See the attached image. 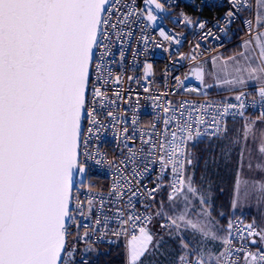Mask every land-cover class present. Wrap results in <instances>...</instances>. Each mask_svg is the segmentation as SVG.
<instances>
[{"label": "snow or ice", "instance_id": "snow-or-ice-1", "mask_svg": "<svg viewBox=\"0 0 264 264\" xmlns=\"http://www.w3.org/2000/svg\"><path fill=\"white\" fill-rule=\"evenodd\" d=\"M255 2L256 15L240 21L252 39L239 45V59L217 55L211 61L223 74L222 80L216 76L217 87L236 88L255 81L258 102L264 108V31H260L264 28V0ZM230 3L232 9L226 13L229 23L238 19L237 12L252 11L249 0ZM165 8L162 0H139V4L138 0H0V264H89L83 254L78 257V246L98 243L109 233L116 239L131 233L127 264H143L163 240H156L159 233L153 232L156 220L162 221L159 229L174 230L173 238H180L182 251L174 264H264V225L253 220L243 229L236 226L237 235L233 236L234 226L229 222L227 235L222 237L211 221L210 190H201L195 183L192 149L204 136L226 135L224 118L231 113L233 118L244 120V139L247 141L251 134L254 141L258 140L260 159L255 171L259 179L253 182L252 191L264 200V127L259 128L257 137L258 122L264 125V111L256 121L248 120L244 92L234 96L235 103L229 100L221 102L222 109L216 106L211 132L201 114L213 106L210 102L197 106L184 101L176 106L154 96L155 107L164 113L157 117L163 122L162 130L157 131L160 125L154 122L146 139L141 133V153L145 156L142 172L133 167L132 179L128 178V163L136 164V153L131 149V155L120 162L124 188L119 182L114 184L107 202L122 206L109 216L103 213L105 197H89L85 204L74 195L93 187L88 182L89 161L97 165L106 162L98 149L89 150V142L97 127H103L97 118V105L103 109L112 103L106 86L120 82L119 77L111 80L110 71L102 75L110 41L115 38L122 43L125 29L138 21L144 28L154 25L155 12ZM184 20L186 25L192 23L186 15ZM199 28L204 29L205 24L200 22ZM127 34L131 36L132 32ZM159 35L165 41L180 43L163 29ZM204 35L207 38L213 33ZM196 48H200L199 43ZM190 58L195 61L197 54L191 53ZM151 67L145 65V77L151 74ZM192 74L203 86V70L197 68ZM176 81L185 91H197L184 87L180 77ZM143 90L150 92L148 87ZM108 116L113 117V113L109 111ZM85 118L92 125L88 136L82 131ZM221 120L223 128L219 127ZM153 165H158L159 172L151 181L155 186L148 188L142 181L154 171ZM109 166L118 167L115 163ZM190 168L193 171L189 172ZM97 200L101 208L94 211ZM197 203L199 211L195 210ZM236 203L234 200L233 209ZM137 205L142 212L134 211ZM93 218L94 223H90ZM186 231L199 237L198 248L184 238ZM217 243L219 250L215 248Z\"/></svg>", "mask_w": 264, "mask_h": 264}, {"label": "built area", "instance_id": "built-area-1", "mask_svg": "<svg viewBox=\"0 0 264 264\" xmlns=\"http://www.w3.org/2000/svg\"><path fill=\"white\" fill-rule=\"evenodd\" d=\"M162 2L166 5L165 9L174 10V13L164 17L159 12H155L157 21L154 25L144 28L142 22L138 21L131 24L130 29H125L122 43L113 38L110 41V54L106 58L105 72L102 73L106 76L110 71L112 81H115L116 77L120 78L119 83L110 82L106 86L107 96L112 103L106 102L107 106L103 109L97 105V111L100 113L97 118L102 121L103 127H97V131L89 142V150L95 151L98 149L99 153L103 154L106 162L97 165L94 161H89L88 176L90 179L88 182L93 187L91 189H81L79 193H74V195H79V198L84 200L85 204L89 197H105L106 202L103 205V213L109 216H112L116 209L122 206L107 202L109 190L114 184L119 182L120 188H124V184L120 182V173L124 171L122 167H119L120 162L131 155L129 151L131 149L136 153V164L128 163V178L132 179L131 170L133 167L142 172L145 156L141 153V133H144L143 138L146 139L147 134L152 131L151 125L154 122L160 125L157 131L162 130L163 122L158 120L157 117L163 116L164 113L161 108L155 107L157 101L153 99L154 96H160L161 102L170 100L176 106L184 101L197 106L204 104L206 101L210 102L213 106L208 108L207 113H201L205 115L209 132L213 130L212 117L217 111L216 106L219 105L222 109L224 105L221 102L227 103V101L232 100L235 103L234 96L239 92L245 93V103L248 105L245 109L246 117H258L260 112L264 111V108L258 102V87H247L233 91L205 92L198 83L185 78L188 77L191 68L205 59L222 54L243 39H252L240 21L251 19L256 15L255 0H249L252 5L251 12L243 10L237 12L238 19L231 23L228 22L226 16V13L232 9L230 0H162ZM177 9H179L178 13L176 12ZM233 10L235 11V9ZM185 15L191 19L192 23L190 25H186ZM200 22L205 24L204 29L199 28ZM161 29L167 35L178 39L180 43L165 41L159 35ZM221 29H224V31H221ZM129 30L132 32L131 36L127 34ZM209 31L213 33V36L205 38L204 34ZM252 31L253 33L256 31L255 23H253ZM145 39L148 41L147 44H145ZM197 43L200 44V48H196ZM193 52L197 54L195 61L190 58ZM146 64L152 66L151 74L147 77L144 76ZM128 77H133V79L129 80ZM176 77H180L184 87L195 88L197 91H185L181 84L177 83ZM94 78L95 73L93 74ZM144 87H148L150 92L145 93ZM116 92H119V96L115 95ZM165 92L169 93L166 97L161 95ZM254 101H257V103L254 104ZM109 111L113 113L114 119L108 116ZM133 119L136 121L135 124ZM224 119L227 120V129H229L232 122L241 120L239 116L233 118L231 113ZM89 127H92V125L85 118L83 123L84 136H88ZM219 127H225L223 120L220 121ZM125 128L128 130L127 133L124 132ZM223 136H204L201 141L213 140ZM143 147L147 148V145ZM110 163H115L118 167H110ZM152 167L154 171L142 181L148 188L155 186L151 181L155 180L159 172L158 165ZM126 202L127 198H125ZM100 208L101 205L97 200L94 211ZM134 211L142 212L143 209L140 205H137ZM150 211L154 212L155 208ZM101 219H103V216H101ZM229 222L234 226L233 236L237 235L236 226L243 229L245 225L252 223L244 215H232L223 225L225 236L227 235ZM90 223H94V218ZM83 231V228H81V235H83ZM136 234L138 235V232ZM130 239L131 233L127 236L122 235L119 239L109 233L104 240L98 243L92 245L80 244L78 246V257L83 254L84 258L87 259L89 252L86 253L85 249L89 247L112 245L117 241H122L124 245H127V241ZM108 241L115 242L109 243Z\"/></svg>", "mask_w": 264, "mask_h": 264}, {"label": "trees", "instance_id": "trees-1", "mask_svg": "<svg viewBox=\"0 0 264 264\" xmlns=\"http://www.w3.org/2000/svg\"><path fill=\"white\" fill-rule=\"evenodd\" d=\"M176 12L178 13L179 9ZM238 47L239 43L233 45L222 54L225 57L231 56L239 51ZM239 123V120L232 122L225 136L239 139L241 135ZM225 136L201 141L192 149L193 159L196 162L194 172L198 181L200 182L201 178L204 177L209 178L210 181L213 176H216L211 215L223 225L227 222L229 219L228 215L231 213L235 182V174L227 177L225 169H237L239 165L238 155H231L229 159H224L223 157L225 150L223 140ZM212 169H217V171L214 172ZM188 171H193V169L190 168ZM163 199L165 202L167 201V192L164 193ZM158 201H160L159 198L157 203ZM245 217L247 218V216ZM87 259L89 260V264H127L125 245L122 241H117L112 245L95 247L93 251L88 253Z\"/></svg>", "mask_w": 264, "mask_h": 264}, {"label": "crops", "instance_id": "crops-1", "mask_svg": "<svg viewBox=\"0 0 264 264\" xmlns=\"http://www.w3.org/2000/svg\"><path fill=\"white\" fill-rule=\"evenodd\" d=\"M244 40L245 39L241 40L239 42V45H241ZM238 49L239 51L241 50L240 47H238ZM235 54L231 56H227V57H225L223 54H217V55H220L224 58H228V57L236 56ZM217 55H214V56H217ZM211 57L205 59L198 65L191 68L188 72V77H187L189 80H192L198 83L205 92L233 91V90L243 89L247 87H258V84L255 81H248L245 85H238L236 88H233L230 85H223V86L217 87L216 85L218 84V80L216 79V76L219 75L220 79L222 80L223 74L219 67H214L211 61ZM217 64H220V61H217ZM197 68L203 70V73H204V85L203 86L201 85L199 81L195 79L194 75L192 74L193 71ZM189 74L191 75V78H189ZM207 85H212V87L208 88ZM246 118L252 121L257 120V117L248 116ZM239 121H240L239 123L240 131H242L239 140H237L236 138H232V137L230 138L228 136L227 137L225 136V139L223 140L225 143V149H227L228 147H231L232 151L235 152L233 153V156L238 155L239 157V165L237 169H225V172L227 173V177H230L232 174H235L232 205H233L234 200L237 202L235 209H233L232 207L231 213L228 216L230 217V215H232L233 213H235V215L241 214V215L247 216V219L251 222L255 220L258 224L264 225V210H263L264 206L262 204V200L259 199L257 195H255L252 191L253 182L259 179V176L257 172L255 171L256 162L257 160L260 159L259 154L256 152L258 140L254 141L251 137V134H249V138L246 141L244 139V120L241 119ZM261 127H264V125H259V122H258L257 137L259 136V128ZM227 145L229 146L227 147ZM237 148L238 150L236 151ZM243 156L247 158V161L243 162L240 160V158H242ZM249 163H251L252 165L251 170L249 168ZM212 171L216 172L217 169H212ZM215 177L216 176H213V178L210 180V184H211L210 190L212 193V201H211L212 206H213V201H214L213 190L216 187ZM195 183L196 184L200 183L198 179L196 178V176H195ZM156 204H157V201H156Z\"/></svg>", "mask_w": 264, "mask_h": 264}, {"label": "rangeland", "instance_id": "rangeland-1", "mask_svg": "<svg viewBox=\"0 0 264 264\" xmlns=\"http://www.w3.org/2000/svg\"><path fill=\"white\" fill-rule=\"evenodd\" d=\"M260 31H264V28L260 29ZM244 41H248V40H244ZM237 54H235V55L237 56ZM237 58L239 59L238 56H237ZM189 78H191L190 74H189ZM245 78L247 79L246 76H245ZM237 140H239V139H237ZM228 146L229 145H227V147ZM237 150H238V148L236 149V151ZM233 153H235V152L232 151L231 147H228L227 149L224 150V154H223L224 159H226V158L229 159L230 156L233 155ZM239 154H240V152H239ZM243 157L240 158V160L243 161V162L247 161V158L246 157L243 158ZM243 162H242V164H243ZM196 186L198 188H200L201 190H210L211 184H210L209 178H207V177L201 178L200 183L196 184ZM205 194L208 195V192L205 191ZM210 196H211V201H212L211 190H210ZM166 202H165V204H166ZM159 203H160V201H158L157 205ZM262 204L264 206V200H262ZM200 209H201V206H200L199 203H197L195 205V210L199 211ZM263 210H264V208H263ZM232 215H235V213H233ZM232 215H230V216H232ZM194 218L195 217H193V219ZM211 221H212V223L215 226V230L222 237L225 236L224 235V230H223V224L219 223L215 218H213L212 215H211ZM161 222L162 221H160V220H156V222H155L156 227L153 229V232L154 233H156V232L159 233V235L156 236V240H160V237H163V240L161 241L159 248L156 249L153 254L148 255L147 257H145L143 259V264H174V262L176 261L178 255L182 251V249L180 247V238L179 237L173 238V237H175V231L173 230V231L170 232L169 230H161V229H159V224ZM183 236L192 245L193 248H198L199 247V244H198L199 237L198 236L194 237L193 234L190 231L184 232ZM211 245H212V242H210V246ZM126 247H127V245H125V249H126ZM215 248H216V250H219L220 245L218 243L215 244ZM90 249L91 250L85 251V252L88 253V252L93 251L94 247H90Z\"/></svg>", "mask_w": 264, "mask_h": 264}, {"label": "water", "instance_id": "water-1", "mask_svg": "<svg viewBox=\"0 0 264 264\" xmlns=\"http://www.w3.org/2000/svg\"><path fill=\"white\" fill-rule=\"evenodd\" d=\"M159 13L164 15V17H167V16L171 15L172 13H174V10L165 9V11L159 12ZM83 123H84V119L82 120V131H83Z\"/></svg>", "mask_w": 264, "mask_h": 264}]
</instances>
